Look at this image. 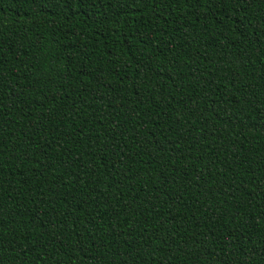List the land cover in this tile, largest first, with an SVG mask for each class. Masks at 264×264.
Masks as SVG:
<instances>
[{
	"label": "trees",
	"instance_id": "obj_1",
	"mask_svg": "<svg viewBox=\"0 0 264 264\" xmlns=\"http://www.w3.org/2000/svg\"><path fill=\"white\" fill-rule=\"evenodd\" d=\"M0 264H264V0H0Z\"/></svg>",
	"mask_w": 264,
	"mask_h": 264
}]
</instances>
